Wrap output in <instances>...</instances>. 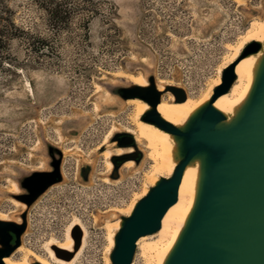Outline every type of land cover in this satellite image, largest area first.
Wrapping results in <instances>:
<instances>
[{
    "label": "rangeland",
    "instance_id": "374dc122",
    "mask_svg": "<svg viewBox=\"0 0 264 264\" xmlns=\"http://www.w3.org/2000/svg\"><path fill=\"white\" fill-rule=\"evenodd\" d=\"M5 2L16 23L32 29L0 43V210L20 216L23 209L10 201L11 179L52 170L61 160L62 180L28 207L23 243L42 251L47 238L64 237L80 216L89 235L76 264H105L107 223L119 216L116 206L143 189L152 165L135 139V154L124 156L136 160L142 153L140 164L124 162L117 172L98 149L114 123L130 124L134 109L114 92L134 84L118 72L154 76L157 88L164 79L198 97L229 53L227 43L264 17V0H94L88 8L95 13L76 14L63 30L46 24L34 0ZM128 137L120 130L113 149ZM139 252L135 263L147 264Z\"/></svg>",
    "mask_w": 264,
    "mask_h": 264
},
{
    "label": "water",
    "instance_id": "95a60500",
    "mask_svg": "<svg viewBox=\"0 0 264 264\" xmlns=\"http://www.w3.org/2000/svg\"><path fill=\"white\" fill-rule=\"evenodd\" d=\"M263 44L250 43L245 54L259 52ZM236 80L235 64L225 69L223 81L212 100L201 106L182 127L164 119L157 110L162 92L154 76L149 86L132 84L124 94L139 97L151 105L144 119L171 131L177 141L178 164L171 177H161L141 198L129 216L122 217L111 253L113 264H132L138 239L157 232L162 219L179 198V189L187 165L200 162V177L195 205L165 264H264V53L255 73L252 89L231 119L214 105ZM166 91L184 100L181 86L168 84ZM129 138V137H128ZM117 140L121 141L119 138ZM135 144L129 138L125 146ZM136 159V166L142 160ZM113 161L117 172L128 158ZM53 169L33 172L19 184L24 191L15 195L30 207L53 184L62 180L61 160ZM117 175L113 178L118 179ZM88 180V174H87ZM21 213L22 223L0 219V264L22 243L28 226V210ZM73 249L53 244L55 256L71 261L83 244L84 233L72 231ZM33 264H41L34 261Z\"/></svg>",
    "mask_w": 264,
    "mask_h": 264
},
{
    "label": "bare ground",
    "instance_id": "6f19581e",
    "mask_svg": "<svg viewBox=\"0 0 264 264\" xmlns=\"http://www.w3.org/2000/svg\"><path fill=\"white\" fill-rule=\"evenodd\" d=\"M235 1L239 4H245V0ZM255 41L261 42L263 48L259 52L244 55L246 47ZM227 48L229 53L226 55L224 62L219 65L217 75L209 82L206 90L198 97L189 95L184 100H179L172 92L168 97H162V101L158 104L157 110L164 119L177 127L184 126L198 108L212 100L215 89L222 84L225 69L233 64H235L236 80L228 92L216 98L214 105L222 110L228 119H231L236 114L252 89L256 69L264 53V17H255L246 32L241 35L240 39L237 42H228ZM118 75L128 78L136 85L149 86L150 84L149 78L143 74L119 71ZM168 84L167 81L162 79L158 84L159 90H164ZM97 88L99 90L104 89L101 84H98ZM106 95L111 97L114 93L106 89ZM126 101L134 106L133 111L129 115L130 124L121 129L118 123H114L105 135L102 143L98 145V149L106 156L108 168L110 172H113L115 156L133 155L136 152L134 145H118L113 149L111 145L113 138L115 139L118 132L123 130L133 136V139L138 144H144L146 146L148 149L147 157L152 160V165L146 174L143 189L140 192H136L127 205L114 206V211L119 216L113 222L107 223L108 244L106 247L105 264H112L111 253L115 248V238L121 228L122 217L131 215L136 203L149 192L150 188L161 177H171L178 164L177 141L174 134L160 125L144 119V115L151 109V105L139 97L129 98ZM127 158L124 166H136V160ZM199 177L200 162L196 159L187 165L179 189V198L166 211L162 219L161 228L155 233L143 235L138 239L136 255L140 251L139 253L147 264H165L195 205ZM107 180L111 181V178L107 177ZM10 184L9 192L13 194L10 197L11 203L18 209L21 208L25 211L28 209L27 204L15 197V195L22 192L19 181L11 179ZM2 210H0V219L22 223L23 219L21 215L13 216L8 210ZM75 228H79L84 233L81 249L71 261L57 258L52 249V245L58 244L63 248L73 249L75 240L72 236V231ZM88 235L89 229L85 222L80 216H75L72 222L65 227L64 237L59 238L53 235L47 238L43 242L42 251L22 243L10 256L4 258V262L6 264H33L34 261L40 262L41 264H76L86 248ZM17 254L21 256L17 257ZM132 264H136L135 258Z\"/></svg>",
    "mask_w": 264,
    "mask_h": 264
},
{
    "label": "trees",
    "instance_id": "16d2710c",
    "mask_svg": "<svg viewBox=\"0 0 264 264\" xmlns=\"http://www.w3.org/2000/svg\"><path fill=\"white\" fill-rule=\"evenodd\" d=\"M44 11L46 24L54 29L63 30L71 26L76 14H85L87 19L96 10L88 8L94 0H34ZM31 26L22 27L12 17V9L5 0H0V43L7 36L29 33Z\"/></svg>",
    "mask_w": 264,
    "mask_h": 264
},
{
    "label": "flooded vegetation",
    "instance_id": "af4514ba",
    "mask_svg": "<svg viewBox=\"0 0 264 264\" xmlns=\"http://www.w3.org/2000/svg\"><path fill=\"white\" fill-rule=\"evenodd\" d=\"M114 92L116 93V94H118V95H123L124 94V87H122V86H118L117 88H116V90H114ZM164 95L162 94V97H163ZM129 98H135V96L134 95H129ZM129 98H127V99H129Z\"/></svg>",
    "mask_w": 264,
    "mask_h": 264
}]
</instances>
